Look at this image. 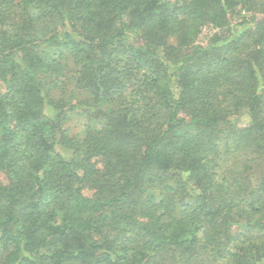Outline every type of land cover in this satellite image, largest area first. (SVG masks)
<instances>
[{
	"label": "trees",
	"instance_id": "16d2710c",
	"mask_svg": "<svg viewBox=\"0 0 264 264\" xmlns=\"http://www.w3.org/2000/svg\"><path fill=\"white\" fill-rule=\"evenodd\" d=\"M0 171V264H264V0H0Z\"/></svg>",
	"mask_w": 264,
	"mask_h": 264
},
{
	"label": "rangeland",
	"instance_id": "374dc122",
	"mask_svg": "<svg viewBox=\"0 0 264 264\" xmlns=\"http://www.w3.org/2000/svg\"><path fill=\"white\" fill-rule=\"evenodd\" d=\"M243 14V12H242ZM232 22L238 23L240 22V18H238V16H236V18H233L231 20ZM209 34V29L208 28H203L202 33L200 34L199 38H198V42L199 43H204L208 37ZM67 64V69H68V73H67V79L66 81L69 83L73 74V65L69 62L66 61ZM41 79L45 85L46 88L50 87L51 83H52V79L49 75L47 74H42ZM86 117L82 116L80 114L79 111H76L74 113H72L71 115H69V119L68 121H66L64 127L68 128V134L69 136H77V137H81L83 135V130H84V123H86L87 119H85ZM97 166L100 167V162L98 159L97 162ZM8 180H7V176L4 172L0 171V184H7ZM84 194L87 196H93L94 194V189L90 186H86L84 189Z\"/></svg>",
	"mask_w": 264,
	"mask_h": 264
}]
</instances>
